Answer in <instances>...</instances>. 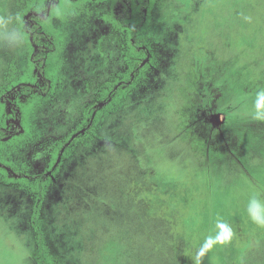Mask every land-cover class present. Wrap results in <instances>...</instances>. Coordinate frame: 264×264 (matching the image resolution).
Masks as SVG:
<instances>
[{"label": "rangeland", "instance_id": "1", "mask_svg": "<svg viewBox=\"0 0 264 264\" xmlns=\"http://www.w3.org/2000/svg\"><path fill=\"white\" fill-rule=\"evenodd\" d=\"M15 1L0 0V89L25 70L22 42L5 35ZM68 22L81 37L65 51L63 84L2 152L29 176L46 173L91 94L120 71H87L106 25ZM151 24L149 67L58 156L40 215L49 252L59 264H264V226L249 211L257 200L264 215V0H159ZM32 206L28 189L0 182V264H36Z\"/></svg>", "mask_w": 264, "mask_h": 264}, {"label": "flooded vegetation", "instance_id": "2", "mask_svg": "<svg viewBox=\"0 0 264 264\" xmlns=\"http://www.w3.org/2000/svg\"><path fill=\"white\" fill-rule=\"evenodd\" d=\"M144 1L149 4V0H46V25L43 26L38 23L31 25L34 32L39 34L37 42L31 43L30 50H28L24 45V41L19 37L27 54L25 70L15 81L0 89V111L4 112L3 122L0 126V182L6 186L20 184L21 187L30 191L33 196L32 214L30 217V225L33 232L32 217L35 208L38 207L36 206L38 192L35 182H39L38 187L43 189V195L40 200L37 219L44 240L45 234L40 221L41 208L46 196V190L52 183L51 178L58 173L60 164L57 161V163H53V153L56 151L57 159L59 155L62 157L69 145L90 134L103 121L106 114L110 112V109L127 94V90L131 89L134 80L136 81L149 67L145 61H152L154 59L155 53L151 46V40H149L148 30L149 26L152 29V15L159 0L153 1L149 13L151 16L150 24L144 20V23L140 27L142 43L134 48L135 41L133 40L132 30L134 27L138 29L139 24L133 23V10L134 8L139 9L142 15L145 14L148 6L147 4H143ZM103 9L105 10L104 13L102 15L99 14ZM71 17H80L86 20L96 17V20L106 25V29L109 30L111 35L110 39H107L109 36L98 37L96 39L94 51L97 56H92L94 62L87 65V71L89 67H93L94 65L96 70H99L102 65L105 67L107 62H110L114 68L116 67V63L119 64L120 66L118 65L117 67L120 71L115 78L105 83L100 90L94 91L91 94L93 98L90 99L81 111L84 124L74 132L67 143L59 146L52 153V162L45 170L46 173L29 176L17 171L14 164L8 161L2 155V152L7 148L16 147L25 141V137L31 132V116L35 109L41 105L43 100H48L52 95H55L60 88L59 86L63 84L64 78L62 77V72L64 69L65 51L74 42L78 43L81 37L77 33L79 31L76 30V25H71L68 22V19ZM43 27V31L38 30ZM97 27L99 30L100 26L98 25ZM113 36L118 37L120 47L118 50L114 46L116 40L112 38ZM150 39H152V35ZM149 44L151 52L148 49ZM106 46L109 47L108 50L101 52ZM80 58L81 56H74L72 72H76H73V74H77ZM95 58H97L98 62L95 61ZM81 62L83 65L82 59ZM136 64H140L139 67L135 68ZM87 71L81 70L80 72L81 74H85ZM89 74L84 75V77ZM68 80L71 81V77ZM71 84L72 82L67 87ZM117 95L119 96L118 99H116ZM22 107H27L28 109L25 125L22 123V118L19 117ZM94 111L95 113L93 114ZM95 118L96 124H94ZM45 245L50 254L46 241ZM57 264L59 263L57 262Z\"/></svg>", "mask_w": 264, "mask_h": 264}, {"label": "trees", "instance_id": "3", "mask_svg": "<svg viewBox=\"0 0 264 264\" xmlns=\"http://www.w3.org/2000/svg\"><path fill=\"white\" fill-rule=\"evenodd\" d=\"M154 0H149L148 2L144 1L143 4H147L148 10L145 14H141V10L135 9L133 10V23L134 24H139V28L136 29L135 27L132 30V35H133V40L135 41L134 48L137 47V45H141L142 43V38H141V30L140 27L144 23V20L146 23L150 24L151 16H150V10L152 7ZM45 3L46 0H16L15 1V7L14 10L11 14L10 21L17 33L20 34V38L22 41H24V45L28 50H30L31 43L37 42L39 38V34L34 32V29L31 28V25L34 23H38L41 25H46L47 21L45 19ZM42 14V16H40ZM40 30H44V27ZM151 35H152V29L149 26L148 30V36L149 40H151ZM150 44L148 45V49L151 52L150 49ZM140 64H136L134 67L137 68L139 67ZM138 76V75H136ZM135 81V80H134ZM118 99L119 96H116ZM3 111H0V126L2 125L3 122ZM28 114V109L27 107H22L21 111L19 113V117L22 118V123L25 125V120L27 118ZM94 124H96V118L94 119ZM73 144V143H72ZM71 147V145H69ZM69 148L65 149V153L63 156L68 152ZM57 154L56 151L53 153V163H57ZM55 165V164H54ZM54 168V166H52ZM36 183V190L38 192V197L36 207L33 213L32 217V227L34 229V234H35V241H36V246H37V253H36V263L37 264H57L56 260L54 257H52L46 248L45 245V240L43 233L40 229V224L38 222V208L40 204V200L43 195V189L41 187H38V181Z\"/></svg>", "mask_w": 264, "mask_h": 264}, {"label": "clouds", "instance_id": "4", "mask_svg": "<svg viewBox=\"0 0 264 264\" xmlns=\"http://www.w3.org/2000/svg\"><path fill=\"white\" fill-rule=\"evenodd\" d=\"M0 23H7V21L4 18H0ZM7 36V39L11 42L16 38L20 37V34L13 31V32H8L5 34ZM257 113H256V118L257 119H264V91L260 92L258 94V99H257ZM262 205L260 204L259 201L257 200H252L250 201L249 204V211L251 214L252 220L261 226H264V215L260 214L258 210L261 209Z\"/></svg>", "mask_w": 264, "mask_h": 264}]
</instances>
